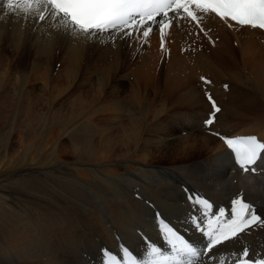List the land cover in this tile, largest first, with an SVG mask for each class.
Masks as SVG:
<instances>
[{
    "label": "bare ground",
    "instance_id": "1",
    "mask_svg": "<svg viewBox=\"0 0 264 264\" xmlns=\"http://www.w3.org/2000/svg\"><path fill=\"white\" fill-rule=\"evenodd\" d=\"M4 2L0 0V4ZM202 15L197 13L198 17ZM172 21V43L166 49L165 33L166 59L157 67H151L144 55H138L125 58L121 66L116 60L110 69L106 66L110 73L105 70L103 76L97 74L101 79L97 107L95 111L86 110L87 117L80 125L72 119L46 122L47 135H42L34 131L39 121L25 122L29 128L21 133L18 152L6 160L0 172V254L4 252L0 264H102L100 252L105 248L117 250L125 244L136 251L145 250L142 237L163 248L165 243L155 220L158 213L197 245H203L205 237L190 227L187 218L200 210L189 202L194 192L213 201V212L229 208L230 201L239 194L264 217L260 189L258 192L242 184L244 178L251 180L264 171L241 172L223 143L208 133L256 135L264 142V32L241 28L211 13L200 20L199 26L188 18ZM0 24L6 31L36 32L39 39L48 42L40 48L49 52L57 49L62 40L77 45L87 41L61 33L52 27V22L9 13L6 8L0 9ZM147 26L153 28L151 35L160 34L161 48L159 27L151 23ZM195 32L214 43L219 37L222 43L216 48L227 55L224 59L229 63L221 55L219 61L206 54L207 47L203 45L192 56L196 49L188 44L192 45L190 36ZM132 35L134 39H145L142 31H133ZM124 38L121 34L119 40ZM226 38L231 42L234 39L243 66L238 68ZM149 58L152 60V56ZM118 68L124 70L122 78H112L111 73ZM129 76L134 77L132 82L125 80ZM201 77L210 83H202ZM206 93L221 109L209 127L204 123L211 111ZM23 95L17 103L0 97V108H22L28 97ZM223 96L228 101H223ZM46 116H50L49 111ZM17 122L11 120L9 124ZM54 127L59 131L53 132ZM238 127L241 130L237 131ZM230 130L234 134L229 135ZM84 138L97 140V150L93 142L79 146ZM60 139H66L67 145H61ZM13 143L5 142L0 152L6 156V149ZM260 167L264 170V164ZM242 246L250 248L254 258L264 256V230L251 228L214 252L233 258Z\"/></svg>",
    "mask_w": 264,
    "mask_h": 264
},
{
    "label": "snow or ice",
    "instance_id": "2",
    "mask_svg": "<svg viewBox=\"0 0 264 264\" xmlns=\"http://www.w3.org/2000/svg\"><path fill=\"white\" fill-rule=\"evenodd\" d=\"M2 8L9 13L52 22V27L73 38L99 40L101 43L106 38L119 39L121 34L131 36L133 31H142L147 38L153 28L146 25L156 24L161 33L162 49L163 37L166 29L172 26L173 19L188 18L199 26L200 20L211 13L241 28L264 31V0H5L0 4ZM170 12L174 15L169 16ZM197 13L203 15L198 17ZM201 79L204 83H210L203 77ZM206 98L211 111L204 123L211 126L221 109L211 95L206 93ZM220 138L240 169L245 173L260 171V164H264V142L255 136ZM195 203L203 210V216L209 217L207 224L201 223V218L193 221L206 238L202 248L187 241L161 220L159 230L171 248V254H165L154 244H148L143 259L125 248L122 249V259L105 252L104 264H203L205 256L210 260L215 257L216 264H226L216 256L214 249L229 240L238 239L250 228L264 230V217L239 194L230 201L231 207L227 213L224 208H218V215L212 211L214 205L207 199H196ZM251 253L250 248L242 246L233 264H264V257L255 259Z\"/></svg>",
    "mask_w": 264,
    "mask_h": 264
},
{
    "label": "rangeland",
    "instance_id": "3",
    "mask_svg": "<svg viewBox=\"0 0 264 264\" xmlns=\"http://www.w3.org/2000/svg\"><path fill=\"white\" fill-rule=\"evenodd\" d=\"M173 22L174 21H172V24ZM170 28H172V26L166 29V42H167L166 49H167V46L170 47L172 43V39H170L169 37L170 36L169 34H171V30H172V29L170 30ZM153 34L154 35L149 34L147 38L144 37L145 39L140 38L141 40L134 39V36L131 35V37L126 36L124 40L115 39V40L109 41L108 39H106L104 43H101L99 40H92V41L87 40L86 42H82L81 45L69 44V43H66L64 40H62L61 45L54 51L52 50L51 51L52 53H51L49 52L47 48H45V50L47 49L48 52L45 51L44 48L43 49L40 48L41 46H46L48 42L46 39H42V38L39 39L37 37L36 32L26 31V33L23 34L21 32L6 31L4 29V24H0V90L2 91L4 90L3 91L4 93H2L0 97H3V99H6L7 102L8 100L9 101L11 100L10 102L14 100L15 103H17L19 101L18 99L20 98V95H23V93H24L23 96H28L26 98V104L20 109H16L15 107L11 109L10 108L9 109L0 108V149L2 145L7 141L12 140V142H14L13 143L14 145L12 144L6 149L7 151L6 156L3 151L0 152V172L5 168L6 160L17 154L18 149H19L18 141L21 139V133L24 132L27 128H29V126L28 127L26 126L28 125L27 123H25L26 121L32 120V119L39 121V123L37 122L38 124L35 126L34 131L37 134H42V135H47L46 122L47 123H52L54 121L65 122L67 119L69 120L72 119L80 125L82 123L81 121L85 119L86 110H89L92 108L94 109V111L96 110L97 103H98V97H99L98 95L100 92L99 83H101V79H99V77L97 78V76L100 74L102 75L103 71L105 70H106L105 73H110L109 69H110V66L113 64V62L115 63L116 60H119L120 62L118 61V63L121 66V63L125 58H130V57H134L138 55L139 56L144 55V58H146L147 63H152L150 64L151 67L154 65L157 67V65H159L161 61H163V58L166 59L164 55V50L158 46V40L160 41V34L157 37L155 33ZM190 38L193 40V43L192 45L188 44L189 45L188 47H192L196 49V50H192V56L196 54V51L198 49L197 47L200 45H203L207 47L206 54H209V55L212 54V57L219 58V61H220V55H221L223 57L222 60H224L226 63H229L226 59H224V57H227V55H223L216 48V45H220L222 43V40L219 37L215 38V43L213 42V40L209 41L206 38L199 36L196 32L195 34L194 33L191 34ZM91 42L94 44H90ZM116 42H119L117 43V45L119 44L118 47H116L117 46ZM226 42H227L226 43L227 46L231 48V50L229 51L230 52L233 51L234 52L233 55H236V60L238 61V65H239L238 68L240 66H243L244 62H242L240 53L237 52L234 47V39H232V42H231V40H228V38H226ZM71 46L73 48H71ZM78 46H81L82 48ZM36 47L38 50L36 49ZM169 47H168V50H169ZM80 48L81 50L82 49L83 50L81 51ZM88 49H91V50H88ZM40 50H43L44 52ZM70 50L72 51L70 52ZM77 50H80V51H78L77 53ZM114 50H116L117 52ZM189 50H191V48H189ZM58 52L59 54L57 55ZM146 52L148 53L147 56L145 55L147 54ZM180 52L181 54H184L185 49ZM72 54L73 55L75 54V56H73ZM151 56H152V60H150L151 58H149ZM61 58L62 59L64 58L65 60H62ZM70 58L71 60H69ZM75 59H78V60H75ZM105 61H107L108 63ZM152 61L154 62V64ZM70 64H72L73 66ZM103 64L105 65L103 66ZM106 66L109 69H107ZM103 67L106 69H104ZM32 70H34L35 72H33ZM117 72L118 74L115 75V73ZM123 73H124V70L121 68H118L117 70L111 73V77L121 79ZM133 79L134 77L129 76V78L128 79L126 78L125 80L126 81L129 80L130 82H132ZM25 82L28 84L26 85ZM222 82L227 83L226 80ZM28 85H31V86L29 87ZM15 86L17 87L15 88ZM222 99L223 101H228L226 96H223ZM229 102L232 103V101H229ZM47 111L50 112L51 117L46 116ZM96 119H97V116L95 114V116L93 117V120L96 121ZM4 120H7L6 121L7 123ZM11 120H16V122L18 120V122L13 126L9 124V121ZM57 129H58L57 127H54L53 132H58L59 129L58 130ZM236 130L237 131L241 130V128L238 127V129ZM232 134L234 133H232L230 130L229 135H232ZM65 140L66 139H60L59 143L61 145L62 144L67 145L65 143ZM88 142H93L97 150V145H99V143H97V140H91L88 138H84L80 142L79 146H86ZM260 170H263V168L260 167ZM246 179L247 178H244L242 180V184H244L245 187L252 188L258 192L260 189L261 196L264 198V174L256 176V177H252L251 178L252 182L251 180H246ZM248 182L250 183V185ZM179 186L180 184H178V187ZM241 191L244 192V194H247L244 189H242ZM3 253L0 254V262L3 259Z\"/></svg>",
    "mask_w": 264,
    "mask_h": 264
}]
</instances>
